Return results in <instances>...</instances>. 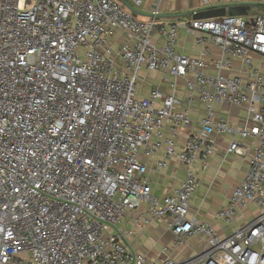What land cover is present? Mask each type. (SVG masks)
I'll use <instances>...</instances> for the list:
<instances>
[{
  "label": "built area",
  "instance_id": "obj_1",
  "mask_svg": "<svg viewBox=\"0 0 264 264\" xmlns=\"http://www.w3.org/2000/svg\"><path fill=\"white\" fill-rule=\"evenodd\" d=\"M163 1L144 20L120 0H0V264H221L217 254L264 264V66L253 58L264 59V15L160 24ZM182 28L200 33L201 57L178 53ZM144 72L160 73L171 91L142 97ZM180 79L205 112L196 132ZM216 105L246 108L245 126L232 127ZM216 134L253 141L249 169L216 219L230 225L242 207L263 210L227 238L189 217ZM171 159L187 178L159 197L148 173ZM136 213L140 228L167 224L175 250L193 238L206 245L192 258L164 250L149 259L125 241L123 222Z\"/></svg>",
  "mask_w": 264,
  "mask_h": 264
},
{
  "label": "crops",
  "instance_id": "obj_2",
  "mask_svg": "<svg viewBox=\"0 0 264 264\" xmlns=\"http://www.w3.org/2000/svg\"><path fill=\"white\" fill-rule=\"evenodd\" d=\"M144 1V7L141 12L144 16L141 17L147 20L151 18V11L159 4V0ZM244 2L259 4V7L251 10V15L247 18L264 15V0H244ZM224 4H228L227 0H166L162 2L161 13L157 21L160 24H189L194 19L188 13L203 7ZM198 35H200L199 32L193 35L186 28H182L177 43L178 53L201 57L204 47L196 43ZM211 51L213 55L218 56L220 54L217 47L211 46ZM253 58L257 66H264V59L260 55L254 54ZM234 64L235 72L242 74L243 65L241 61L236 59ZM144 77L146 80L144 81L142 97L147 98L149 96L151 87H157L165 93L171 91L170 86L163 80V76L160 73L144 72ZM178 96L183 99L184 107L189 108L191 111L193 120L191 131H198V124L205 112L198 96L186 90L183 79L178 82ZM215 110L218 116L226 120L232 127L240 129L245 126L247 118L246 108L232 105H216ZM185 136V134H182L181 143L185 140ZM213 139L215 141V152L208 158V170L202 171L199 167L200 164L198 165L200 187L192 199L189 217L212 225L221 238H227L237 229L256 219L263 210L255 205L242 207L238 210L237 218L230 225L216 219V214L227 205L234 189L240 185L249 169L253 141L251 139L242 140L239 137L219 134L214 135ZM234 140L241 143V153L228 154L227 150ZM163 157V154L159 153L156 157L149 159L147 163L150 169ZM148 177L154 194L162 197L183 182L187 178V172L178 160L171 159L167 169L158 173L150 170ZM145 209L146 206H144V211ZM138 214L128 215L123 222V229L127 234L125 241L134 251L145 255L149 259L157 258L164 250H167V257H172L176 260L192 258L199 254L206 245L204 237L193 238L187 246L175 250L174 235L167 224L154 221L150 226L140 228L134 222ZM215 259L221 264H234L232 259L225 254H217Z\"/></svg>",
  "mask_w": 264,
  "mask_h": 264
},
{
  "label": "water",
  "instance_id": "obj_3",
  "mask_svg": "<svg viewBox=\"0 0 264 264\" xmlns=\"http://www.w3.org/2000/svg\"><path fill=\"white\" fill-rule=\"evenodd\" d=\"M125 7H127L135 17L144 16L141 12L136 10L127 0H120ZM259 7L256 3L242 2L238 4H224L218 6H207L196 11L188 13L193 16L194 21L210 20L224 17H249L253 8ZM182 16V15H169Z\"/></svg>",
  "mask_w": 264,
  "mask_h": 264
},
{
  "label": "rangeland",
  "instance_id": "obj_4",
  "mask_svg": "<svg viewBox=\"0 0 264 264\" xmlns=\"http://www.w3.org/2000/svg\"><path fill=\"white\" fill-rule=\"evenodd\" d=\"M134 7H135V9L138 10L139 12H142V9H143L144 6H142V7H136V6H134Z\"/></svg>",
  "mask_w": 264,
  "mask_h": 264
}]
</instances>
